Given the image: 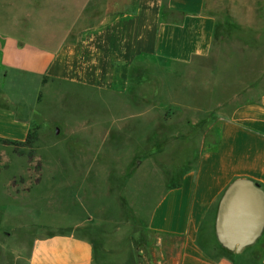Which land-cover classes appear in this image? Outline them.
Masks as SVG:
<instances>
[{
    "label": "rangeland",
    "instance_id": "rangeland-1",
    "mask_svg": "<svg viewBox=\"0 0 264 264\" xmlns=\"http://www.w3.org/2000/svg\"><path fill=\"white\" fill-rule=\"evenodd\" d=\"M50 3L34 16L31 0H0V30L48 43L55 33L42 30L58 16ZM206 9L217 22L212 56L140 59L122 96L8 78L25 99L47 94L29 141L0 142V264H29L36 239L70 232L92 243L95 264L178 263L181 237L149 230V211L214 147L227 110L264 90V0H206ZM162 18L177 19L165 6ZM217 213L216 248L232 254L218 240Z\"/></svg>",
    "mask_w": 264,
    "mask_h": 264
},
{
    "label": "crops",
    "instance_id": "crops-1",
    "mask_svg": "<svg viewBox=\"0 0 264 264\" xmlns=\"http://www.w3.org/2000/svg\"><path fill=\"white\" fill-rule=\"evenodd\" d=\"M31 1L35 16L45 0ZM47 1L54 2L48 7L58 14L54 28L48 24L42 30L55 33L48 43L35 34L33 40H24V30L21 35L0 30L2 140L25 142L38 124L35 116L47 94L25 99L5 86L8 78L20 84L34 81L37 88L65 82L122 96L140 59L189 65L213 54L217 22L206 0ZM164 6L176 20L162 18ZM78 11L87 15H74ZM227 111L214 147L201 150L194 168L165 187L149 211V230L181 237L177 264H264V227L250 249L232 254L218 250L211 233L219 202L234 182L257 184L264 194V90ZM29 264H95L94 248L71 232L51 235L34 241Z\"/></svg>",
    "mask_w": 264,
    "mask_h": 264
},
{
    "label": "water",
    "instance_id": "water-1",
    "mask_svg": "<svg viewBox=\"0 0 264 264\" xmlns=\"http://www.w3.org/2000/svg\"><path fill=\"white\" fill-rule=\"evenodd\" d=\"M264 227V194L257 184L234 182L218 205L216 234L229 250L253 244Z\"/></svg>",
    "mask_w": 264,
    "mask_h": 264
},
{
    "label": "trees",
    "instance_id": "trees-1",
    "mask_svg": "<svg viewBox=\"0 0 264 264\" xmlns=\"http://www.w3.org/2000/svg\"><path fill=\"white\" fill-rule=\"evenodd\" d=\"M35 128L36 127H34L33 129H35ZM31 134H32V132L30 130V132L28 133L27 138L25 140L26 142H28L29 139L31 138ZM0 142L3 143V144H6V145H19V144H22V143H16V142H9V141L2 140V139H0Z\"/></svg>",
    "mask_w": 264,
    "mask_h": 264
}]
</instances>
